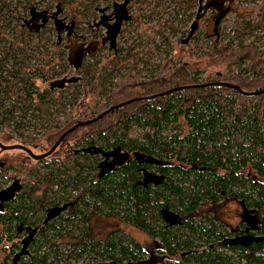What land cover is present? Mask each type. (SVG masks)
Segmentation results:
<instances>
[{"label": "trees", "instance_id": "16d2710c", "mask_svg": "<svg viewBox=\"0 0 264 264\" xmlns=\"http://www.w3.org/2000/svg\"><path fill=\"white\" fill-rule=\"evenodd\" d=\"M58 2L65 5V0ZM207 2V7L221 10L225 0ZM6 7L0 2V36L6 41L19 23L24 44L48 19L54 25L53 14L37 9L33 0H23L4 14ZM93 40L99 43L97 37ZM197 40L194 46L201 55L225 71L201 79L198 70L189 71L182 63L172 67L176 62L165 59L158 63L159 71L151 70L143 80L128 69L127 81L116 82L101 97L95 94L103 79L94 81L85 67L80 87L96 96L90 107L85 95L77 102V85L64 96L53 95L49 87L40 90L34 78L45 77L37 72L25 76L28 55L15 53V46L7 44L10 51L0 57V127L11 123L24 137L29 136L24 129L34 127L32 120H40L47 150L77 121L128 99H143L76 128L39 165L23 168L29 176L26 192L0 211V264H264V92L252 94L264 89V44L237 46L214 39L206 46ZM51 45L56 47L55 40ZM82 45L63 47L57 57L77 65L87 51V43ZM63 74L62 68L52 71L53 78ZM11 79L19 83L18 94H13ZM182 86L189 87L149 97ZM6 98L11 102L7 109ZM181 123L185 132L178 131ZM144 170L160 181L142 185ZM224 200H235L251 213L247 234L230 237L220 222L198 215L201 205ZM162 209L179 216L180 223H167ZM48 210L52 215L46 216ZM108 216L144 232L154 243L153 251L116 231L91 238L89 219ZM24 230L32 233L21 239Z\"/></svg>", "mask_w": 264, "mask_h": 264}, {"label": "rangeland", "instance_id": "374dc122", "mask_svg": "<svg viewBox=\"0 0 264 264\" xmlns=\"http://www.w3.org/2000/svg\"><path fill=\"white\" fill-rule=\"evenodd\" d=\"M22 1L0 0L7 4L3 13L13 11L14 6L20 5ZM33 1L37 9L46 10L59 19L64 26H69L72 34L67 35L65 28L58 35L52 20L48 19L45 27L33 35L29 43L24 44L20 37L24 38L25 36L19 23V26H14L15 31L11 41H6L0 36V57L5 50L10 51L7 44H13L15 53L28 55V58L25 59L27 66L22 69L23 74L28 76L30 73L37 72L45 77L42 80L34 78L36 86L40 90L49 87L53 95L64 96L66 92H70L77 85L81 90L77 102L85 95V98H90L86 99L89 107L92 106L93 97L100 95L106 97L116 82L127 81L128 77H124L129 70L131 74L140 76L139 80H143L151 70L159 71L157 65L165 59L176 62L170 64L172 67L173 64L182 63L189 71L198 70L201 79L225 71L223 66L215 65L207 56L201 55V49L194 46L196 39L206 46L210 45L214 39H219L222 42L231 40L232 44L237 46L248 42H252L257 47L264 44V0H225L221 10L212 7V5L207 7V0H114L121 3L125 9V19L120 27V31L123 32L116 31L111 34L115 50L109 49L108 45L87 49L80 57L79 64L72 65L63 62L62 58L57 57L56 52L58 50L64 52L65 47L74 46L78 42L86 47L84 45L89 40L104 35V28L98 23L99 17L109 14L110 4L113 0H65V5L62 7L58 0ZM253 8L254 10H252ZM90 10H93L92 13ZM253 12L254 15L249 16ZM19 16L20 19L24 17L20 13ZM3 17L5 21H8L9 18ZM14 23L12 20L8 26L12 27ZM194 26L195 28L191 29ZM66 36H69L71 40H67ZM53 40L56 42V47L51 45ZM72 40L74 44H72ZM118 49H120L119 53L115 54ZM7 63L10 66V63ZM85 67L94 75V81L103 79L96 96L83 92L84 87H80L81 80L85 78L83 73ZM59 68H62L64 74L62 77L53 78L52 71H57ZM71 78H75V80L71 82L69 80ZM61 80L63 81L59 84ZM9 82L13 94H18V81L11 79ZM48 83L51 84V87ZM5 101L4 107L7 109V105L11 102L7 98ZM69 107L66 106V110ZM51 112L53 113V110ZM19 113L18 111L14 113L15 119ZM41 123L40 120H32L34 127L30 125L31 128L28 126L27 129H24L29 135L24 137L19 136L12 128L13 124L9 123L7 126L5 125L6 128L0 127V141L6 145L21 143L28 146L34 154L43 153L47 149L43 148L44 141L40 135L42 132ZM178 131L185 132V125L179 124ZM131 134L135 136L137 131L135 130ZM64 148L65 145L61 149L64 150ZM13 156L18 157L19 161L27 160L28 167L38 164L16 149L0 152L1 160L14 158ZM8 164L10 163H6V166ZM237 209L236 203L224 200L218 205L203 204L197 213L214 218L215 221L219 220L221 224L224 222L223 230L228 231L227 229L238 224L239 212ZM233 213L236 214L235 218L232 217ZM198 215L196 218H201ZM88 228L91 238L102 239L109 232L116 231L115 234H123L132 238L153 251L154 243L150 238L120 217H92L89 219Z\"/></svg>", "mask_w": 264, "mask_h": 264}, {"label": "flooded vegetation", "instance_id": "af4514ba", "mask_svg": "<svg viewBox=\"0 0 264 264\" xmlns=\"http://www.w3.org/2000/svg\"><path fill=\"white\" fill-rule=\"evenodd\" d=\"M106 8H108V7H106ZM109 10H110L109 14L105 15V16L100 15L99 21H98L99 25H101L104 28V35H102L98 38L99 43L93 39L89 40V42L87 43V49L88 50L90 48L94 49L97 47H103V46H107V45H108L109 49H112L114 47V41L111 37V34L116 32V31H118V33H119L121 24L123 23V20L125 19V9L123 8V5L121 3H118V2L113 0V1H111ZM100 11H101V9H100ZM53 21H54L55 31L59 35V33L63 29H65L66 26H64V24L59 19H57L56 17L53 18ZM107 21H109V22L107 23ZM66 32H67V35L72 34L71 29L66 28ZM80 59L81 58L79 57L77 64H79ZM0 143L2 145H5V146L22 145L31 151V149L28 146L21 144V143H12V144H8V145L3 144L1 141H0ZM4 150H13V149H4ZM4 150L0 149V152L4 151ZM16 150L24 153L26 155V157L28 156V154L26 152H24L23 150H21V149H16ZM30 159H32V158H30ZM32 160H34V159H32ZM34 161H36L38 163V160H34ZM26 162H27V160H23V161L20 160L19 161L18 157H16V156L14 158H11V159H4V160L0 159V211L3 210V208L5 207L6 204L12 202L20 193L26 192L27 182H29L28 181L29 176L26 174V172H24L23 169H21L22 170L21 172L15 171L16 168L27 167ZM6 163H10V164H8L6 166ZM104 163H105L104 164L105 167H108V164H106L105 161H104ZM102 168H104V166ZM144 171L142 172V180H143ZM146 172H148L149 174L155 175L151 171H146ZM151 183L152 182H148L147 184H151ZM227 201L236 203L238 205L237 211L239 212V214H238L239 221H238L237 226H234V227H231L230 229H227L229 234H230V237H233L236 233L247 234L249 229H251L252 224H253V220L251 218V213L245 212L243 210V208L241 207V204H239L237 201H235V200H227ZM50 215H52V212H50V210H48L46 213V216H50ZM235 215L236 214L233 213L232 217L235 218ZM218 222H220V221L218 220ZM223 223H222V225H223ZM230 226H231V224H230ZM28 232H29V230H28ZM31 233L32 232L27 233V230H26L24 235H20V232L17 233L16 235H20V237L22 239V238H25L27 236V234H31Z\"/></svg>", "mask_w": 264, "mask_h": 264}, {"label": "water", "instance_id": "95a60500", "mask_svg": "<svg viewBox=\"0 0 264 264\" xmlns=\"http://www.w3.org/2000/svg\"><path fill=\"white\" fill-rule=\"evenodd\" d=\"M67 29H69V26H66ZM193 27H191L192 29ZM191 29H190V33H191ZM71 82H73L75 80V78H71L69 79ZM63 80H61L59 82V84L62 82ZM220 85H223L225 87H229L233 90H236L238 92H240L241 94H244V95H249V93H246V92H243L239 89V87L237 85H233V84H230V83H220ZM189 86H182V87H174V88H170L168 90H165L163 92H160V93H157V94H153L151 96H149L150 98H154V97H157V96H162V95H165V94H168L172 91H176V90H179V89H185V88H188ZM264 92V89L261 90V91H258V92H253L252 94H259V93H262ZM139 99H143V97H136V98H132V99H128L124 102H120L118 104H114V105H111L109 107H107L104 111L100 112L99 114H97L95 117L93 118H90V119H86V120H80V121H77L75 124H73L71 127H69L68 129H66L65 131H63L59 137L55 140V142L50 146V148L43 152V153H40V154H33L28 148H26L25 146H22V145H9V146H5V145H2L0 143V149L1 150H4V149H21L23 150L24 152H26L28 154V156L34 160H39V159H42V158H45L47 157L48 155H50L54 150L55 148L58 146V144L64 139V137L70 133L71 131L75 130L76 128L80 127V126H85V125H88V124H91L93 123L94 121H96L97 119H99L100 117H102L105 113H107L108 111L110 110H113V109H117L125 104H128L132 101H137ZM160 177L156 176V175H152V174H149L148 172L144 171L143 173V180L141 181V183L143 185H146L148 182H152L153 184H156L160 181ZM56 213V211H55ZM161 213H162V217L163 219L169 223V224H178L180 223V217L177 216L176 214L174 213H171L169 211H167V209H162L161 210Z\"/></svg>", "mask_w": 264, "mask_h": 264}]
</instances>
